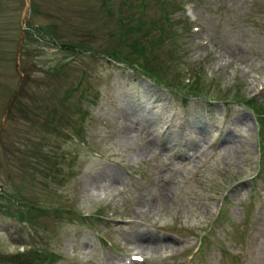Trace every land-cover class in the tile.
<instances>
[{
    "label": "rangeland",
    "instance_id": "374dc122",
    "mask_svg": "<svg viewBox=\"0 0 264 264\" xmlns=\"http://www.w3.org/2000/svg\"><path fill=\"white\" fill-rule=\"evenodd\" d=\"M250 99L264 0H0V264H264Z\"/></svg>",
    "mask_w": 264,
    "mask_h": 264
},
{
    "label": "trees",
    "instance_id": "16d2710c",
    "mask_svg": "<svg viewBox=\"0 0 264 264\" xmlns=\"http://www.w3.org/2000/svg\"><path fill=\"white\" fill-rule=\"evenodd\" d=\"M117 29L118 30H121L120 29V24L118 23V25H117ZM125 31L127 32V34H129V35H131L132 34V32H133V30L132 29H130V28H128V27H126V29H125ZM52 39V38H51ZM129 45H130V48H131V51L132 52H134V53H136V58H137V61H138V59H139V57H142V58H144V56L143 55H140V54H142L141 52H142V49L144 48V45L142 44V43H140V40L138 39V38H134V39H131V40H129ZM63 47H67V45L66 46H63ZM146 49V48H145ZM106 51V54H107V56H110V54L112 55V52H110V51H107V50H105ZM137 53H139V55L137 56ZM114 55L116 56V57H118V55H116V53H114ZM125 58V57H124ZM116 60H120V61H122V60H124V59H121L120 57H118V59H116ZM129 61H131V60H129ZM124 62L127 64V62H128V60L126 61V60H124ZM145 64H140L139 63V65H137V64H135L137 67H140V70L145 74V75H147V76H149L150 78H152L153 80H155V82H157V83H159V84H164V86H167V87H169V88H174V87H176V86H174V85H172V84H170L169 82H166V81H163L160 77H158L157 75V77L155 76V75H152L151 74V72H150V70L147 68L149 65H148V63H146V60H145V62H144ZM146 65V66H145ZM159 80H158V79ZM162 84V85H163ZM250 102H248L249 104H250V107L253 109V111H255V113L258 115V122H261L262 124H260L261 126H260V131H261V133L262 134H264L263 132H264V130L262 129V127L264 126V121H263V116H264V110L262 111V112H257V107L259 106V105H255V103H253V102H251V99L249 100ZM60 103H62L63 102V100H60L59 101ZM262 118V119H261ZM54 121V119L53 118H51V117H49L48 118V123H52ZM263 138H264V135L262 136ZM34 208V207H33ZM31 250V249H30ZM50 255L48 254V253H46L45 251H41V250H31V251H28V252H26V253H13V254H10V255H7L6 256V259H3L2 260V262H5V263H11V264H46V261H48L49 260V257ZM5 260H7V261H5Z\"/></svg>",
    "mask_w": 264,
    "mask_h": 264
},
{
    "label": "bare ground",
    "instance_id": "6f19581e",
    "mask_svg": "<svg viewBox=\"0 0 264 264\" xmlns=\"http://www.w3.org/2000/svg\"><path fill=\"white\" fill-rule=\"evenodd\" d=\"M134 131H135V130H134ZM144 133H145V132H144ZM135 134H137V133H135ZM135 134H134V135H135ZM172 134H173V133H172ZM169 135H170V134H169ZM173 135H174V134H173ZM148 136H149L148 134H146V135L144 134V135L141 136V139H143L146 143H148V144H150V145H153L154 142H152V141L149 139ZM170 136H171V135H170ZM174 137H176V136H174ZM173 139H174V138H173ZM168 141H170V140H168ZM178 141H179V138H178ZM190 143H191V142H190ZM193 143H194V142H193ZM173 144L176 145L177 142H176V143L174 142ZM166 145H167V144H166ZM171 145H172V144H171ZM171 145H169L168 147H170ZM186 146H187V145H186ZM192 146H193V145H192ZM181 147H183V146H181ZM188 147H190V146L188 145ZM152 148H153V147H152ZM156 148H157V147H156ZM156 148H155V149H156ZM172 148H173V146H172ZM185 148H186V147H185ZM196 148H197V147H196ZM196 148H194V149H196ZM201 148H202V146H201ZM155 149H154V150H155ZM167 149H169V148H167ZM167 149H166V150H167ZM177 149H179V148H177ZM181 149H182V148H181ZM191 149H192V148H191ZM170 150H171V149H170ZM152 152H153V151H152ZM173 153H174V152H173ZM178 158H179V157H178ZM138 216H139V215H138ZM137 242H138V241H137ZM137 244H138V243H137ZM137 244H136V246H137ZM143 247H144V246H143ZM141 248H142V247H141ZM138 249H139V248H138Z\"/></svg>",
    "mask_w": 264,
    "mask_h": 264
},
{
    "label": "snow or ice",
    "instance_id": "6c2138e0",
    "mask_svg": "<svg viewBox=\"0 0 264 264\" xmlns=\"http://www.w3.org/2000/svg\"><path fill=\"white\" fill-rule=\"evenodd\" d=\"M137 259H139V257H137Z\"/></svg>",
    "mask_w": 264,
    "mask_h": 264
}]
</instances>
